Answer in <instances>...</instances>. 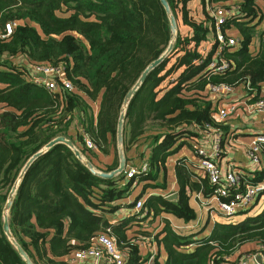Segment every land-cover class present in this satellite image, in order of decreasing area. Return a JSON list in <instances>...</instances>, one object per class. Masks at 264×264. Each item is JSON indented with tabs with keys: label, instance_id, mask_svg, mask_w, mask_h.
I'll return each mask as SVG.
<instances>
[{
	"label": "trees",
	"instance_id": "1",
	"mask_svg": "<svg viewBox=\"0 0 264 264\" xmlns=\"http://www.w3.org/2000/svg\"><path fill=\"white\" fill-rule=\"evenodd\" d=\"M166 1L177 23L173 48L136 91L123 123L125 157L131 147L150 139L146 171L138 169L127 178L131 164L126 157L124 171L104 179L62 143L39 156L9 211L13 238L34 264H74L69 256L89 247L100 233L115 241L124 264H230L241 255L264 256V208L237 223L214 222L208 232L204 224L181 233L164 217L158 231L138 229L141 220L151 224L162 213L194 221L190 194H212L208 178L198 176L185 157L174 163L177 199L151 193L166 189V160L190 136L200 142L208 134L205 125L227 131L225 122L214 119L211 85L249 83L264 96V0H197L198 14L192 8L195 0ZM217 6L233 10L220 30L238 38L235 47L215 40L210 11ZM7 22L16 24L10 35L0 36V264H26L2 229L3 207L21 168L51 139L64 136L97 170H114L123 98L172 36L160 0H0V33ZM214 57L226 61L228 69H210ZM37 63L61 67L73 89L48 91L28 79V68ZM106 156L110 161L100 162ZM253 166L241 175L252 183L264 180V166ZM139 184L140 192L131 198ZM138 200L142 207L135 211ZM126 209L128 214L119 217ZM114 214L119 219L113 223ZM143 240L157 247L155 254L140 252ZM160 248L166 254L163 263Z\"/></svg>",
	"mask_w": 264,
	"mask_h": 264
},
{
	"label": "built area",
	"instance_id": "2",
	"mask_svg": "<svg viewBox=\"0 0 264 264\" xmlns=\"http://www.w3.org/2000/svg\"><path fill=\"white\" fill-rule=\"evenodd\" d=\"M233 10H225L219 6L210 11V16L214 25L215 40L222 46L235 47L238 44V38L234 36L225 37L220 28ZM15 22H7L4 25L2 38L11 34ZM218 55V53H216ZM228 63L214 57L209 63V68L215 72L221 73L228 69ZM28 79L36 84L44 86L48 91H71L73 85L65 77L64 70L61 67H53L47 64L37 63L28 68ZM241 86V87H240ZM240 86H232L226 83L211 85L210 93L215 99L212 104L214 110V119L216 122L224 123L230 115H235L239 110L244 115H260L264 119V96L262 91L256 95L249 83H243ZM240 88V90H237ZM223 104V105H221ZM205 130L209 136V142H200L195 144V154L199 158L197 168L208 178L209 183L213 185V192L208 198L201 200V205L209 212V216H220L227 223H237L240 218L251 215L264 198V180L256 183L249 182L241 175V171L232 163L227 164L225 171H222L219 160L223 158L226 148L231 146L229 142L231 133H222L221 130L205 125ZM88 147H92L90 141H86ZM204 143V144H203ZM244 154L249 161L257 165V169H262L263 151H264V131L256 132L250 136V140L243 149ZM140 169L146 171L147 163L143 161L140 166L129 165L126 171V177L131 178ZM253 177V174H248ZM262 205L253 215L258 214L264 207ZM142 207L141 200L135 204V211ZM251 215V216H253ZM155 254V251H154ZM251 256V255H249ZM246 256L235 263L230 264H249ZM74 264H98L102 259V264H124L125 254L118 249L115 241L107 234L97 235L89 247L74 251L70 256ZM260 264H263L262 262Z\"/></svg>",
	"mask_w": 264,
	"mask_h": 264
},
{
	"label": "crops",
	"instance_id": "3",
	"mask_svg": "<svg viewBox=\"0 0 264 264\" xmlns=\"http://www.w3.org/2000/svg\"><path fill=\"white\" fill-rule=\"evenodd\" d=\"M261 7H263L264 10V5L263 3L260 2ZM194 5L192 4V8L194 10V13H199L198 10L199 9H195V7H193ZM200 8V5H199ZM16 60L18 62H21V59L16 58ZM241 87V86H240ZM237 90H240V88H237ZM223 105V104H221ZM226 125L228 126V129L226 132L231 133L229 142L231 143V146L229 148H226V150L224 151V155L223 158H221V160H219V164L221 165V169L222 171H225V168L227 167V164L232 163L235 167H237L240 171L242 170H248L250 171V169H253V162L251 163V161L248 160V158L246 157V155L244 154V147L247 145L248 141L250 140V136H252L254 133L256 132H262L264 131V119L260 116V115H244L241 110H239L237 113H235V115H230L227 119V121L225 122ZM225 132V133H226ZM187 142H189L188 144H184L179 150H177V152L175 154H173L175 156V158L171 161L168 162V159H170V156L167 158L166 160V170H167V164L169 166V175H167V171H166V180H167V185H166V189L163 191H160L161 189H156L154 188V190H151V193L153 194H164L169 195L172 194L174 192H177L178 190V184H177V180L174 174V163L175 161H177L178 158H181V154L183 155V157H185V161L188 165H190L189 167L191 169H194V171L196 172V174L199 176H204L201 172V170L199 171L197 168H194L193 165L197 164V155L195 154V144H202L199 143L197 140H193L194 143L192 142V140L187 139ZM210 138L208 135L204 136L202 138V140L200 142H209ZM149 142L150 139L146 140V141H142L140 143V146L138 147H131V149H129V151L126 154L127 159L129 160V163L131 165H138L140 166L142 164L143 161H145L148 156H149ZM204 144V143H203ZM185 146V148H187L186 150L183 149V147ZM191 146H193V150L191 151ZM101 161L100 162H109L110 158L109 157H100ZM127 164V163H126ZM197 167V165H196ZM249 173L250 172H246ZM196 179V178H194ZM140 185L135 186L136 190L135 193L131 196V198L135 195H137L140 192ZM157 190V191H155ZM130 198V199H131ZM203 196L201 194H199L198 192H192L190 194V199H189V203L190 205L195 209L196 213H197V209L194 207V205L192 204L194 202V204H197V208L199 213H201V210H204V212L206 213V219L209 224V226L207 225L206 228V232H208L212 226V224L214 222H220V223H227L225 222V220L223 218H221L220 216H216L215 218L211 216H209V212L208 210H206V208L204 206L201 205V200H203ZM264 205V204H263ZM264 207V206H263ZM128 214V209H126L124 211V213H121L119 215V217L121 216H125ZM115 216L111 217L110 220L111 222H117V220L119 219V217H116V214H114ZM165 218L167 219L171 226L173 227L174 224L178 223L179 221L184 222L182 219L176 218L171 214H166V213H162L161 216H156L155 220L153 221L154 223H156V231L160 230L162 228L163 223L161 222V218ZM198 219H195L194 221L191 222H184V227H190L193 225H190V223H194V224H198ZM244 219V218H240V221ZM206 222H204L202 224V226L204 224H206ZM152 225V224H151ZM153 226V225H152ZM176 226V225H175ZM141 230H146L145 228H143L142 226L138 227V229ZM129 231H132L129 230ZM156 246H154V244L148 243L146 241H142L139 245V250L142 254H147L151 251H153L155 249ZM157 248V247H156ZM261 257L262 263L264 261V256L260 253L257 254H253L251 256L247 257L248 263L249 264H260L261 262L257 261V257ZM246 257V256H245ZM244 256L241 255L240 259L245 258ZM166 259V254L165 252L160 248L159 250V260L161 263H163ZM99 262V261H98ZM92 262H90L89 264H91ZM80 264V263H78ZM88 264V263H87Z\"/></svg>",
	"mask_w": 264,
	"mask_h": 264
},
{
	"label": "water",
	"instance_id": "4",
	"mask_svg": "<svg viewBox=\"0 0 264 264\" xmlns=\"http://www.w3.org/2000/svg\"><path fill=\"white\" fill-rule=\"evenodd\" d=\"M160 2H161V4H162V6H163V8H164V10L168 16V19H169V28H170L172 39L169 42V45L167 46L165 51L157 59L151 61L145 67V69L141 72V74L139 75L136 82L127 91V93L125 94V96L123 98V102H122V105L120 108V114H119L118 121H117V128H116V145H117V152H118V166L114 170L109 171V172L99 171L93 166V164L88 159H85L83 157L81 152L76 148V146L74 145V143L70 139H68L64 136H57V137L51 139L49 142H47L40 150H38L37 152H35L34 154H32L28 158V160L25 162V164L21 168L17 179L15 180L14 184L12 185V187L8 193L7 201H6V203L3 207V211H2V217H3L2 229H3L4 234L11 241V243L15 246L18 253L24 259L26 264H34V263L31 261V259L27 255V253L22 249V247L13 238V235H12L10 228H9V211H10V208L12 206L14 195L16 193V190H17L20 182L24 178V176H25L27 170L29 169V167L31 166V164L39 156L44 154L49 148H51L55 144L62 143V144H65L67 147L70 148V150L74 153V155L82 161V163L87 167V169L92 174H94L98 177H101L104 179H111V178L115 177L116 175H118L119 173L124 171V169L126 167V157H125V153L123 150V123H124V119H125L126 109L128 107L129 102L131 101L132 97L135 95L136 91L142 85V83L144 82L147 75L169 55V53L171 52V50L173 48V42L176 38L177 23H176L174 16L171 13L169 4L166 0H160ZM177 197H178V193L174 192L172 194L166 195L165 199L173 201V200H176ZM257 261L262 262L260 256L257 257ZM98 264H102V259L99 260Z\"/></svg>",
	"mask_w": 264,
	"mask_h": 264
},
{
	"label": "rangeland",
	"instance_id": "5",
	"mask_svg": "<svg viewBox=\"0 0 264 264\" xmlns=\"http://www.w3.org/2000/svg\"><path fill=\"white\" fill-rule=\"evenodd\" d=\"M192 4L194 5L193 7H195V9H199V11H200V9H201V7L199 8V5H200V3L197 1V0H195V1H193L192 2ZM180 27V29H182V30H184V29H186L184 26H182V25H180L179 26ZM213 40V35L212 34H209L208 35V38H207V42H211ZM174 57H172L171 59H170V62H169V64H168V67L174 62ZM14 63H18V61L16 60V58H14ZM178 74V71L177 72H175V73H173L172 75H171V78L172 79H174V77L176 76ZM168 81V80H167ZM167 82H165L163 85H165ZM98 105V102H96V105H94V108L95 109H97L96 108V106ZM190 132H194L193 130H189ZM195 137H197V136H195ZM195 137H193V136H190V139L189 140H192V142L194 143V139H195ZM194 140V141H193ZM199 141H200V139H198ZM189 142H187L186 144H188ZM200 143V142H199ZM192 147L193 146H191V151L193 150L192 149ZM183 149L184 150H186L187 148H185V146L183 147ZM84 157V156H83ZM181 158L183 157V155L181 154V156H180ZM85 158V157H84ZM175 158V156L174 155H170V159H168V162L171 160H173ZM86 159V158H85ZM171 161H170V163L169 164H171ZM196 163L198 164L199 163V158L197 157V161H196ZM253 168H254V166H252ZM169 173V166H168V164H167V175H169L168 174ZM155 191H157V190H155ZM162 195H164V194H162ZM165 196V195H164ZM193 205H194V207L197 209V217H196V219L197 218H199L198 219V224H194V223H190V225H193V226H190V227H187V228H185L184 227V222H182V221H179L178 223H176V224H174L173 225V227H174V229L175 230H177V231H182L181 233H184V232H186V231H189V230H192V229H195L194 227H196L197 225H200V227L202 226V224L204 223V222H206L207 221V219H206V211L204 212V210H201V213H199V211H198V208H197V204L195 203L194 204V202L192 203ZM264 204V198L261 200V204H260V206H258L253 212H251V215H253L256 211H258V209L262 206ZM251 215H249V216H251ZM159 217H160V215H159ZM161 220V222L162 223H164L163 222V218H161L160 219ZM142 222H143V225H142V227L143 228H145L147 231H149V232H155L156 231V229H157V227H156V223H154V222H152L151 224L153 225H151V224H147V222L146 221H144V220H141ZM209 222V221H208ZM208 226H209V224L208 223H206ZM176 225V226H175ZM206 230H207V228H205ZM130 235L132 234L131 232L129 233ZM155 251V250H154Z\"/></svg>",
	"mask_w": 264,
	"mask_h": 264
}]
</instances>
